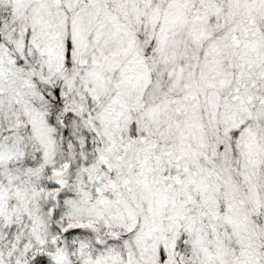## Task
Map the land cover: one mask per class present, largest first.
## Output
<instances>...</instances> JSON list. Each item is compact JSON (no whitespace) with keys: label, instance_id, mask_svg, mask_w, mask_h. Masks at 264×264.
<instances>
[{"label":"snow or ice","instance_id":"6c2138e0","mask_svg":"<svg viewBox=\"0 0 264 264\" xmlns=\"http://www.w3.org/2000/svg\"><path fill=\"white\" fill-rule=\"evenodd\" d=\"M0 264H264V0H0Z\"/></svg>","mask_w":264,"mask_h":264}]
</instances>
